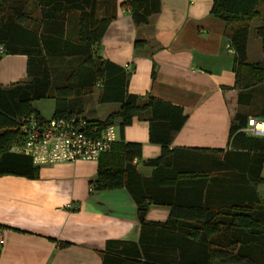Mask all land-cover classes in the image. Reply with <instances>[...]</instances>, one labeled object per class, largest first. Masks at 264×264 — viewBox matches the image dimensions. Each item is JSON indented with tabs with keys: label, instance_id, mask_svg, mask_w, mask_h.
<instances>
[{
	"label": "trees",
	"instance_id": "obj_1",
	"mask_svg": "<svg viewBox=\"0 0 264 264\" xmlns=\"http://www.w3.org/2000/svg\"><path fill=\"white\" fill-rule=\"evenodd\" d=\"M103 1L107 0H0V60L3 55L27 57V81L0 87V177L38 178L39 169L29 157L10 151L22 143L21 120L30 116L44 120L34 107L37 102L54 100L51 118L80 117L87 127H105L120 119L121 134L134 118L149 113L150 140L163 149L160 158L147 162L153 168L150 178L139 176L132 165L141 156L139 144L116 141L98 160L90 190L125 189L136 205L140 225L137 242L106 243L102 264H264V200L256 192V186L264 184V138L243 133L249 118L237 113L230 128L231 150L222 160L198 161L211 165L212 171L174 166L164 153L186 117L178 107L129 94V73L94 54L92 47L100 43L111 21L98 13ZM256 5L257 0H213L210 10L226 23V36L235 52L237 103L243 106L253 100L243 92L264 81V66L247 62L249 23L258 16ZM123 6L138 27L159 12L160 2L127 0ZM256 33L264 46V27ZM56 59L75 63L60 83L54 81L50 64ZM155 76L153 67L151 78ZM97 85L100 103L119 104L118 111L104 121L81 117L83 100ZM256 117L264 121V103ZM155 124L165 127L164 140L154 139ZM215 170L227 172L225 186L216 185L218 189L212 183L223 180L211 175ZM208 181L212 183L205 189ZM189 193L193 197L187 198ZM152 205L169 208L164 223L146 221Z\"/></svg>",
	"mask_w": 264,
	"mask_h": 264
},
{
	"label": "crops",
	"instance_id": "obj_2",
	"mask_svg": "<svg viewBox=\"0 0 264 264\" xmlns=\"http://www.w3.org/2000/svg\"><path fill=\"white\" fill-rule=\"evenodd\" d=\"M127 0L100 2V16L111 17L102 40L93 46L97 56L124 68L129 73L127 92L142 99L152 98L178 107L186 120L164 153L177 168L210 171L208 163L230 151L229 136L234 116L246 115L248 106L239 105L235 87V55L228 52L227 26L211 15L213 0H159V12L146 25L136 27ZM257 26H250L247 38V62L264 66V46L256 31L264 27V0H257ZM259 20V21H257ZM153 67L156 76L151 78ZM54 78V76H53ZM58 82H62V77ZM27 81V57L3 55L0 60V87L8 89ZM94 103L99 102L100 85ZM243 93L252 95L256 116L264 103V81ZM87 96L86 98H88ZM51 100V99H49ZM44 101V100H43ZM43 101L34 104L43 119ZM88 101V100H87ZM83 102L81 117L98 120ZM100 103V102H99ZM111 113L119 109L117 103ZM246 113V114H245ZM106 116V117H107ZM248 118H255L249 117ZM150 114L134 118L119 131L120 119H114L117 141L141 146V156L132 161L139 176L150 178L149 160L163 155L159 143L150 140ZM154 139H165L166 129L155 124ZM21 144V143H20ZM13 147L10 151H13ZM222 151L213 154L212 151ZM98 162L76 161L38 166L37 179L17 176L0 177V264H102L109 241L137 242L140 225L136 205L123 188L91 191L96 181ZM212 171V170H211ZM223 181L226 171L212 172ZM217 173V174H216ZM261 177H264L262 166ZM210 184V185H209ZM264 200V184L256 186ZM225 193V192H224ZM221 197L226 196V194ZM212 198L217 195L213 194ZM219 196V195H218ZM187 198L193 197L187 194ZM224 201V199H223ZM169 215L166 206H150L146 221L164 223Z\"/></svg>",
	"mask_w": 264,
	"mask_h": 264
},
{
	"label": "built area",
	"instance_id": "obj_3",
	"mask_svg": "<svg viewBox=\"0 0 264 264\" xmlns=\"http://www.w3.org/2000/svg\"><path fill=\"white\" fill-rule=\"evenodd\" d=\"M228 52L235 54L228 45ZM3 48L0 46V53ZM264 121L249 118L242 130L248 136L264 138ZM23 140L14 145L13 152L29 157L36 167L76 161L98 162L117 141L114 125L87 127L80 117L70 119H44L34 116L21 120ZM3 239L0 233V245Z\"/></svg>",
	"mask_w": 264,
	"mask_h": 264
},
{
	"label": "rangeland",
	"instance_id": "obj_4",
	"mask_svg": "<svg viewBox=\"0 0 264 264\" xmlns=\"http://www.w3.org/2000/svg\"><path fill=\"white\" fill-rule=\"evenodd\" d=\"M254 20V21H253ZM251 20L253 22H255V18ZM259 21V20H257ZM250 26H257L259 25V23H249ZM50 64L52 66V69H53V76L54 78H56V80H59L60 77L62 76V79H64V76H66V73L68 74L72 68L74 67L75 63L72 61V60H66V59H56V60H53V61H50ZM54 80L55 82H58ZM54 82V84H55ZM256 85H253L252 87L254 88ZM250 87V88H252ZM98 94V90L95 89L92 91V94L89 95L88 98H84V100L86 99L88 105H89V108H91L93 110V113H94V116H96L98 118V120H103L104 118L106 119V116L109 112H111V110H113L115 108L114 105L112 104H102V103H99V102H93L94 101V97L95 95ZM83 100V102H84ZM44 105L43 106V110H44V113H45V116H50V113L52 111V108H53V101L52 100H44L43 101ZM254 106V105H253ZM253 106H248L246 107L247 110H249V112L246 114V115H249V117H256V115L254 114L255 112L253 111ZM254 112V113H253ZM104 119V120H105Z\"/></svg>",
	"mask_w": 264,
	"mask_h": 264
},
{
	"label": "bare ground",
	"instance_id": "obj_5",
	"mask_svg": "<svg viewBox=\"0 0 264 264\" xmlns=\"http://www.w3.org/2000/svg\"><path fill=\"white\" fill-rule=\"evenodd\" d=\"M261 127H264V126H261Z\"/></svg>",
	"mask_w": 264,
	"mask_h": 264
}]
</instances>
